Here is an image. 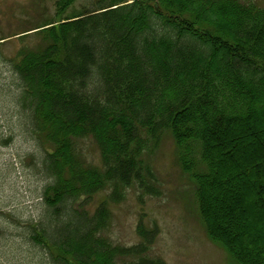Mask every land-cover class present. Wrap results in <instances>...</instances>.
I'll use <instances>...</instances> for the list:
<instances>
[{"label": "trees", "instance_id": "trees-1", "mask_svg": "<svg viewBox=\"0 0 264 264\" xmlns=\"http://www.w3.org/2000/svg\"><path fill=\"white\" fill-rule=\"evenodd\" d=\"M75 1L56 0L54 16L0 37V46L41 37L36 47L0 56L11 77L0 85V120L6 88L17 116L31 122L49 177L41 218L17 220L25 241L41 247L48 264H167L149 255L157 224L140 220L132 245L105 232L110 203L129 188L140 202L162 195L144 156L169 133L207 235L239 264H264V8L241 0H96L69 12ZM0 138L5 146L12 135ZM85 139L96 143L99 165L80 155ZM251 220L260 225L253 234Z\"/></svg>", "mask_w": 264, "mask_h": 264}, {"label": "rangeland", "instance_id": "rangeland-1", "mask_svg": "<svg viewBox=\"0 0 264 264\" xmlns=\"http://www.w3.org/2000/svg\"><path fill=\"white\" fill-rule=\"evenodd\" d=\"M251 1L264 7V0ZM54 2L0 0V37L21 32L54 16ZM95 2L76 0L69 12L94 7ZM38 43L41 37L36 34L23 39L11 38L0 46V56H14L21 46L32 48ZM10 80L8 68L0 63V85L10 84ZM7 91L5 88L1 98L5 111L0 120V136L11 134L12 140L5 146L0 145V264H48L42 248L25 241L22 223H18L39 220L43 214L40 195L49 180L41 162L45 152L34 139L29 119L17 116ZM261 134L264 136V129ZM254 141L251 146H255ZM80 145L84 153L80 155L87 162L99 165L100 152L96 143L85 139ZM243 145L241 143V147ZM144 157L157 175L162 195L145 196L141 203L137 197L139 191L131 187L123 201L111 202L112 217L105 232L108 239L121 245L137 243L140 239L136 226L142 217L147 228L156 223L160 231L149 251L150 256L160 257L168 264H239L207 235L195 210L194 185L178 163L173 137L165 133L157 149ZM108 193L109 190H105L95 195L86 208L93 212ZM253 221L249 222L251 234L255 233V228H260V225H253Z\"/></svg>", "mask_w": 264, "mask_h": 264}]
</instances>
